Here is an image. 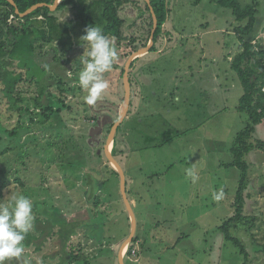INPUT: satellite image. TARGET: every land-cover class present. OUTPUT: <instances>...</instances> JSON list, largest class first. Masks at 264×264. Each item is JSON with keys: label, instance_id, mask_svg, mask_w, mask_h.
Listing matches in <instances>:
<instances>
[{"label": "rangeland", "instance_id": "rangeland-1", "mask_svg": "<svg viewBox=\"0 0 264 264\" xmlns=\"http://www.w3.org/2000/svg\"><path fill=\"white\" fill-rule=\"evenodd\" d=\"M143 1L136 0L144 7ZM237 1L259 4L254 31L244 39L264 49V0ZM165 2L161 36L143 68L135 61L132 106L115 135V159L125 174L138 238L125 264H264V153L245 157L243 217L227 226L247 262L242 248L220 229L233 215L240 180L230 150L249 122L237 110L243 88L231 70V60L241 52L234 33L238 24L217 0ZM0 14L5 16V9ZM11 17L7 25L17 28ZM144 21L133 29L141 39L149 32ZM8 31L3 26V38L9 39ZM113 40L118 58L105 73L109 88L95 107L86 104L87 92L78 84L86 43L65 54L56 43L38 42L35 47H43L31 57L0 60L5 62L0 67V204L13 193L31 199L34 240L24 243L32 264H119L128 214L103 148L124 99V89L120 97L116 92L125 66L119 53L128 42H120L118 50ZM38 81L49 90L42 106L35 102ZM257 137L264 142V126L257 127ZM188 169L198 177L195 183ZM219 190L224 197L216 201L213 193ZM92 213L99 222L88 229Z\"/></svg>", "mask_w": 264, "mask_h": 264}, {"label": "trees", "instance_id": "trees-1", "mask_svg": "<svg viewBox=\"0 0 264 264\" xmlns=\"http://www.w3.org/2000/svg\"><path fill=\"white\" fill-rule=\"evenodd\" d=\"M13 1L15 7L7 0H0V8L5 9L6 12L5 16L0 14V60L4 59L7 55H11L14 58L31 57L37 49L43 47L40 44L36 48L35 44L38 42L50 46L56 43L65 54L69 53L74 49L76 43H86L80 41V37L86 34L87 27L98 26L102 29L105 35L116 39L118 50H121L120 42H128L127 49L119 53V59L124 65L127 59L135 51L140 48H145L148 45L151 30L153 28V16L150 6L157 19V29L154 34L153 46L150 49V52H154L153 47L155 46L157 39L161 36V27L167 19L168 12L165 0H150V6L143 1L145 5L144 7L137 4L136 0H61L54 11L50 10L49 6H53L56 0ZM217 3L221 7L230 9L236 23L238 24L234 29V33L239 37L241 52L231 60V70L236 73L243 88V95L239 99L237 110L241 113L247 114L249 120L248 125L235 136L233 147L230 150L233 155L232 166L240 171V180L232 202L234 210L233 215L227 218L220 227L221 231L223 233L225 232L226 239H232L236 246L241 247L238 240L229 236L227 233V226L232 222H240L243 217V209L245 205L244 193L249 170V164L245 161V157L250 155L253 151L264 153V142L257 137V127L264 126V49H260L258 46H255L244 39L254 31L259 8L257 2L253 1L251 4L241 5L237 0H217ZM37 4H46L48 6L38 8L23 18L20 17V14L25 13ZM129 6L133 8L136 17H131V22L128 23L127 19H129V17L124 15ZM15 9H17L20 14H16ZM9 15L14 16L15 22L17 20V28L9 27L7 25L6 20ZM138 20H145L142 28H144L145 31L149 30L147 36L142 37V39L138 38L139 36L136 37L135 33H133V29L138 27ZM3 26L9 29V35L7 36L9 39L3 38ZM18 33L22 35H19ZM129 33H131V35ZM54 52H56L55 49ZM4 63L5 62L0 61V67L5 65ZM135 63L136 62H133L130 68L131 87V79ZM36 64L38 63L36 62ZM38 67L42 73L45 72L44 67L39 65ZM123 72L124 68H122L120 72V79H122ZM0 76H4L1 68ZM50 78L52 77L50 76ZM58 83L64 84V81L61 80V82ZM37 86L39 88V93L35 102L39 106H42L41 104L45 102L42 100L46 99L48 95V85L42 87L38 81ZM132 94L133 92H131L129 111L132 106ZM122 102L123 99L120 100V109ZM46 103H48V101ZM46 108L48 111L51 110L50 106H47ZM118 117L119 114L114 122L118 120ZM114 122L108 126L105 136L109 134ZM116 153H118V143L114 140L112 149V155L114 158H116ZM110 168L113 174L119 178L118 173L111 166ZM1 196L2 189L0 186V197ZM116 211L118 213L119 211L121 212L119 209ZM110 215H105L106 222L111 220L112 216ZM89 216L90 219L86 221L85 224L88 229L92 225L90 224L91 222H99L98 217H92L93 213L92 215L89 214ZM127 221L126 232L122 235L124 238H127L130 233L129 218H127ZM106 222L104 221L102 224L105 226ZM96 228L98 227L96 226ZM97 231L94 236L98 237ZM92 233L94 234V232ZM26 238L28 243L34 240V236L31 233H29ZM137 241L138 238L134 236L125 258L131 255V251ZM241 251V254L245 255L244 261L247 262L248 254L243 251V248ZM70 257H72V255H70Z\"/></svg>", "mask_w": 264, "mask_h": 264}, {"label": "clouds", "instance_id": "clouds-1", "mask_svg": "<svg viewBox=\"0 0 264 264\" xmlns=\"http://www.w3.org/2000/svg\"><path fill=\"white\" fill-rule=\"evenodd\" d=\"M86 42L80 56L83 69L79 72L78 84L87 92L86 104L95 107L109 88L105 73L110 72L118 58L113 38L105 35L98 26L87 27L86 34L80 37ZM179 99L178 97L176 98ZM187 175L195 183L198 177L191 169ZM224 197L223 190L213 193L216 201ZM35 227L33 203L30 198L20 193H13L7 203L0 204V264H9L13 259L22 264H32V258L25 255V240ZM42 264V261H38Z\"/></svg>", "mask_w": 264, "mask_h": 264}, {"label": "water", "instance_id": "water-1", "mask_svg": "<svg viewBox=\"0 0 264 264\" xmlns=\"http://www.w3.org/2000/svg\"><path fill=\"white\" fill-rule=\"evenodd\" d=\"M12 6L15 7V3L13 0H7ZM61 0H56L55 4L53 6H49L50 10L54 11L56 7L59 5ZM149 6H150V0H144ZM48 5L46 4H37L33 7H31L29 10H27L25 13L20 14L17 9H15L16 14H20V17H25L32 13L34 10L41 8V7H46ZM150 10L153 16V28L151 32V36L148 42V45L145 48H142L140 50L135 51L126 61L125 66H124V72L122 75V83H123V89H124V99L122 102V106L120 109V114L118 117V120L112 125L109 134L107 135V139L103 148L104 155L106 159L108 160L110 166L118 173L119 175V180H120V192L122 196V200L125 204L126 212L128 214V218L130 221V233L128 237L125 239L124 243L119 249L118 252V260L119 264H125L124 263V258H125V248L127 249L129 245L132 244V240L135 236L136 232V218L135 214L133 212L131 203L127 197V191H126V178L123 169L121 168L120 164L117 162V160L113 157L111 147L114 144L115 140V135L117 132L118 127L123 123L125 120V117L127 116V113L129 111L130 107V98H131V84H130V68L131 64L138 58L148 54L150 52V49L153 46V40H154V34L157 29V19L154 15L153 9L150 6Z\"/></svg>", "mask_w": 264, "mask_h": 264}, {"label": "crops", "instance_id": "crops-1", "mask_svg": "<svg viewBox=\"0 0 264 264\" xmlns=\"http://www.w3.org/2000/svg\"><path fill=\"white\" fill-rule=\"evenodd\" d=\"M156 52H157V51H156ZM149 53H150V52H149ZM149 53H148V54H149ZM148 54H146V55H144V56H142V57L136 59L137 61L140 62V63H139V65H140L139 68H140V69L143 68L142 65L145 64V61H144V60L146 59V57H147ZM136 60H135V61H136ZM135 61H134V62H135ZM137 61H136V62H137ZM135 71H136V70H135ZM130 84H131V83H130ZM118 86H119V88H118ZM118 86H117L118 89H117V92H116V93H117V94L119 93V94H118V96H119V95L123 94V87H122V86H123V83L121 82V84H119ZM121 87H122V89H121ZM131 92H132V87H131ZM120 93H121V94H120ZM119 97H120V96H119Z\"/></svg>", "mask_w": 264, "mask_h": 264}, {"label": "flooded vegetation", "instance_id": "flooded-vegetation-1", "mask_svg": "<svg viewBox=\"0 0 264 264\" xmlns=\"http://www.w3.org/2000/svg\"><path fill=\"white\" fill-rule=\"evenodd\" d=\"M130 17H136V13L133 11V8L131 6L127 7L125 11ZM70 253V252H69ZM71 254V253H70Z\"/></svg>", "mask_w": 264, "mask_h": 264}, {"label": "built area", "instance_id": "built-area-1", "mask_svg": "<svg viewBox=\"0 0 264 264\" xmlns=\"http://www.w3.org/2000/svg\"><path fill=\"white\" fill-rule=\"evenodd\" d=\"M12 16V15H11ZM12 19H14V16L11 17ZM126 253V252H125ZM136 252L133 250V255L135 254Z\"/></svg>", "mask_w": 264, "mask_h": 264}]
</instances>
